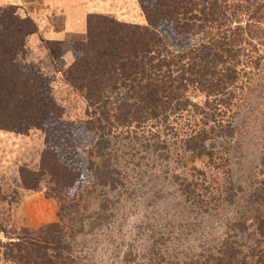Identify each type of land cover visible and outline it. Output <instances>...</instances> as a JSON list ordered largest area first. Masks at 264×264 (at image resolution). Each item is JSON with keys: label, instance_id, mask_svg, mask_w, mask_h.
Instances as JSON below:
<instances>
[{"label": "trees", "instance_id": "1", "mask_svg": "<svg viewBox=\"0 0 264 264\" xmlns=\"http://www.w3.org/2000/svg\"><path fill=\"white\" fill-rule=\"evenodd\" d=\"M141 7L145 25L90 14L81 42L66 39L73 32H66L63 39L39 37L46 62L83 98L84 116L76 122L62 118L42 64L22 60L25 40L39 33L37 23L20 16L16 5L0 9V130L25 134L39 129L45 135L39 168L20 170L25 188L37 189L47 175V194L59 200L64 195L80 197L82 191L98 198L100 187L111 193L123 178L116 168L119 154L112 142L117 128L155 127L159 133L140 137L146 142L141 144L149 146L165 130L172 132L171 116L183 111L204 113L206 127L196 128L181 140L188 152L209 158L215 153L205 149L207 140L233 134L230 124L217 119V112L220 106L233 104L239 68L246 61L245 46L264 43V0H153ZM91 18L102 20L94 24ZM59 25L55 24L54 31L62 30ZM66 42L71 45L73 61L65 67ZM193 87L212 100L202 108L193 103L187 94ZM135 144L124 147L137 152ZM103 200L108 202L103 209H109L111 201ZM78 205H62L65 211L75 207L66 214L68 227L62 226L59 217L39 231L9 241L4 256L15 264H76L63 237L66 228L72 230L70 240L81 233L75 213ZM258 226V237L264 238L262 221ZM243 228V232L248 229L245 224ZM263 242L253 238L245 244L227 235L219 256L213 258L208 248L202 264H264Z\"/></svg>", "mask_w": 264, "mask_h": 264}, {"label": "rangeland", "instance_id": "2", "mask_svg": "<svg viewBox=\"0 0 264 264\" xmlns=\"http://www.w3.org/2000/svg\"><path fill=\"white\" fill-rule=\"evenodd\" d=\"M152 1L0 0V9L16 5L20 16H29L37 23L39 33L25 40L22 60L42 64L50 79L51 94L61 106L62 118L76 122L84 116L83 98L46 62L39 37L63 39L66 32L72 31L66 39L81 42L90 14L145 25L141 4L146 6ZM65 20L68 30L64 28ZM101 20L91 18L94 24ZM161 22L168 25L167 21ZM57 23L66 32L55 33ZM70 47L66 42L65 67L73 61ZM245 53L233 104L220 106L217 112V119L223 125L230 124L233 134L207 140L205 149L215 153L212 157L188 152L181 140L196 128L206 127L202 122L204 113L183 111L171 116L172 132L165 130L149 146L141 144L146 143L142 136L148 138L157 131L149 124L142 130L134 129L135 125L114 129L112 142L119 149L116 168L121 169L123 178L120 176L121 184L109 194L100 187L98 198L84 191L80 197L64 195L60 200L49 196L47 175L37 189L25 188L20 170L39 168L45 135L39 129L25 134L0 130V264H15L3 253L9 241L39 231L59 221V217L62 226L68 227L66 214L75 207L65 211V203L79 204L75 213L81 233L70 240L72 230L66 228L63 237L76 256V264H202L208 248L213 258L219 256L221 241L227 235L245 244L253 238L264 240L258 237V223L264 225V43L246 45ZM187 94L201 108L212 100L195 87ZM128 134L130 137L125 138ZM132 144L137 152L124 147ZM104 198L111 201L109 209H103L108 203ZM244 224L248 228L245 232Z\"/></svg>", "mask_w": 264, "mask_h": 264}, {"label": "crops", "instance_id": "3", "mask_svg": "<svg viewBox=\"0 0 264 264\" xmlns=\"http://www.w3.org/2000/svg\"><path fill=\"white\" fill-rule=\"evenodd\" d=\"M67 23H68V22H66V20H65V24H64V28H65V30H68V28H66V27H68V26H67ZM54 32L57 33L56 31H54ZM63 32H66V31L61 30V31L58 32L57 34H60V33H63ZM69 32H72V31H69Z\"/></svg>", "mask_w": 264, "mask_h": 264}]
</instances>
